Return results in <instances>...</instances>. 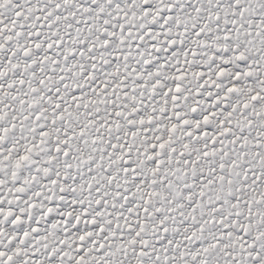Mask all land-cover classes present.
<instances>
[{
  "label": "snow or ice",
  "instance_id": "1",
  "mask_svg": "<svg viewBox=\"0 0 264 264\" xmlns=\"http://www.w3.org/2000/svg\"><path fill=\"white\" fill-rule=\"evenodd\" d=\"M0 264H264V0H0Z\"/></svg>",
  "mask_w": 264,
  "mask_h": 264
}]
</instances>
